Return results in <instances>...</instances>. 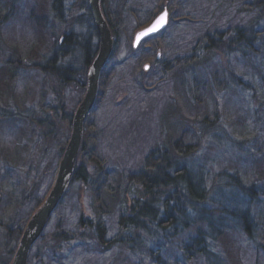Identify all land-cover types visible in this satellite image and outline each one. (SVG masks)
Segmentation results:
<instances>
[{
  "label": "rangeland",
  "instance_id": "rangeland-1",
  "mask_svg": "<svg viewBox=\"0 0 264 264\" xmlns=\"http://www.w3.org/2000/svg\"><path fill=\"white\" fill-rule=\"evenodd\" d=\"M106 2L111 15H113L112 9L120 11L118 15L121 17V21L118 24L115 53L106 69L103 70L104 77L98 82L97 102L95 100L91 117L89 115L93 133L89 134L90 130L86 133L88 139L95 137L96 150L107 169L108 178L105 182L107 186H105L102 196L103 207L107 211L101 213L99 218L103 221L106 237L110 240L119 228V209L123 204V193L126 191L123 189L126 183L121 179V176L123 175L124 178L126 171L139 168L148 149L165 139L164 135L166 132L168 133L167 125L176 122L177 117H170L166 122L162 121L163 113L172 105L173 101L175 102L173 98L174 83H178L177 80L180 77L188 82L194 80L193 74L184 75L181 73L178 78L169 71H163L158 63H154L156 52L159 51L161 55H157V57L164 58L172 64L175 59L191 56L193 47L197 45V40L203 34H213L216 31L226 32L233 26L245 25L251 19L257 20L258 24L255 30L260 32L259 39L264 41V12L253 9L250 0H107ZM170 2L180 5V9L178 6L177 12L172 13L176 19L170 20L168 12L169 23L166 28L148 39L150 42H143L133 49L131 41L134 32L150 22L149 16L158 10V7L163 4L161 8L164 9ZM38 4L41 10L38 9ZM172 8L174 10L173 5ZM41 12H47L43 18L46 22L47 33L39 57L49 58L52 56L55 49H52L51 46L54 40L58 39L57 35L62 30L76 32L77 41L85 42L89 39L95 41L96 44V36L95 40L94 37L89 38L92 33L91 26L82 18L87 12L85 0H18L16 11L3 27V35L7 44L15 45L13 49L16 50L15 53L18 51L20 56L23 54L25 57V52L36 37V18ZM158 12L159 10L156 11V14ZM88 17L86 16L85 20L89 19ZM52 26L53 28H51ZM258 53L263 54L264 48ZM81 59L79 48L69 54L66 59L75 69L72 73L73 80H78V82L86 81L88 70V67H84ZM234 60L228 51L216 55L213 59V65L218 71H227L228 75L225 79L229 80L228 89H223L221 92L214 91L211 96H209L210 93H207L208 98L202 95L200 99L206 100L208 109L207 122L215 124V128L210 126V131L201 135L200 138H194L201 146L204 145L195 157L200 164L203 163L204 160L201 159L207 153H209L207 157L217 153L213 158L215 160H210L208 164L204 161L203 164H207L205 170L208 175L215 177L211 182H217L220 185V190H224L221 188L231 183L230 175L232 174H240L245 183L252 179L253 172L249 162H241L239 168L237 165L231 166L237 159L236 154L238 153L233 146L246 147V144L238 143L241 138L251 139L254 137L257 129L255 109L257 102L264 96L262 91L264 86L261 84L256 70L258 65L261 72L264 73V57L262 55L255 57L254 63L249 66H244L241 61ZM145 63L150 65L143 68ZM66 64L63 63V65ZM139 71L143 75L139 74ZM193 71H200L199 66H196ZM228 71H232L234 74L231 75ZM240 80L250 82L255 86L254 92H257L254 96L256 99L250 97L248 92L242 96L233 91ZM57 82L55 77L52 78L51 75L36 69L20 70L14 79V95L10 102L14 103L16 107L19 106L21 110L27 111L30 107L28 105L32 103L38 105L44 94L50 100L49 103L54 104L55 102L51 101L52 96L49 94V90ZM85 93L84 85L67 83L63 86L61 100L65 104L67 112H72V114L75 112ZM177 101L186 107L182 95L178 96ZM0 104H4V99L0 100ZM185 110L187 111V109ZM180 111L177 114L185 113ZM236 120L240 121L236 123ZM60 125L62 126L57 131V139L65 144L72 126L66 122H61ZM199 127L201 130L202 126ZM20 129L25 132L26 136L30 135L31 128L26 122H22V126L15 119L0 122V244L4 243L1 226L5 225L2 223L11 221V227L16 228L22 225L25 216L34 213L38 208L36 200L44 201L53 185L59 163L56 162V152L46 162L44 159L41 162L34 159L26 162L25 159L34 155L37 149L47 147L43 146V140L42 145L39 144L40 141L35 138V135L36 137L40 136L35 131L34 141L26 139L24 144L28 143V147H20L19 152L16 146L18 145L17 141L21 139ZM188 130L192 132L191 128ZM209 144H213L211 149L207 148ZM22 150L27 152H22ZM51 152L52 149H50ZM17 153L20 156L23 154L24 157L23 161L16 163V167L3 163L6 158L14 161ZM230 157H232L231 161L225 160ZM26 163L29 164L26 165ZM234 168L237 171L233 172ZM34 183L37 188L32 199L35 200L31 199L32 201L30 200L22 208L21 205L16 206L17 212L13 213L9 208L11 197L19 196L25 186L30 187ZM213 187L215 189V186ZM10 192H12V196ZM242 198L243 201L246 200L243 196ZM92 203L90 189L88 187L80 189L75 183L54 211L45 229L42 242L33 246L29 259L30 255L41 252L44 261L49 264H146L148 259L142 256V251L130 256L119 243L112 244L107 250L101 251L98 246L89 243L86 237L81 241L79 239L66 241L62 248L57 250L60 253L51 259L53 252L48 248V241H50L49 236L53 232L51 229L55 223L59 222L63 230L76 233L80 216L97 218ZM13 216L14 218L11 220ZM227 227L232 231L234 240L238 241L236 227H231L228 224ZM233 249L239 253L240 264H264V252L245 238L241 239L240 237L239 245L233 242ZM172 262H175L173 264H204L201 259L198 261V259L187 260L186 258L178 260L175 258L170 261V263ZM219 264L226 263L221 260Z\"/></svg>",
  "mask_w": 264,
  "mask_h": 264
},
{
  "label": "trees",
  "instance_id": "trees-1",
  "mask_svg": "<svg viewBox=\"0 0 264 264\" xmlns=\"http://www.w3.org/2000/svg\"><path fill=\"white\" fill-rule=\"evenodd\" d=\"M106 1L101 0V7L114 40L110 56L112 58L116 50L118 24L121 17L118 15L120 12L118 9H112L113 15H111ZM85 2L87 13L82 18L91 26L90 31H92L94 40L96 36V44L95 41L89 39L85 42L77 41L76 32L62 30L59 35L54 33L58 36L51 46L52 49H55L54 53L49 58H45L39 56L46 39H44L47 33L46 22L43 18L47 12L39 13L36 18V37L25 52V57L23 54L20 56L19 52L15 53L16 50L13 49L15 45L7 44L3 35V27L16 11L18 0H0V100L4 99V104H0V122L15 119L21 126L22 122H26L31 128L29 136H26L25 132L20 129L21 139L17 141L18 145L16 146L19 152L20 147H28V143L24 144L26 139L34 141L35 131L40 136L36 137L35 135V138L40 141L39 144L42 145L43 140V146L47 147L40 148L41 151L37 149L34 155L25 159L26 162L33 161V159L38 162L44 159L46 162L56 152V162L58 163L63 154L66 143L62 142V144L58 141L57 131L62 126L61 122L71 125L73 119L72 112H67L65 104L61 100L63 86L67 83L86 86L87 82V75L84 82L73 80L72 73L75 69L66 60L67 56L79 48L84 67H89L99 46V35L87 4L88 0ZM250 4L256 11L264 12V0H250ZM162 6L157 9L160 11ZM178 6L180 9L179 3L172 4V2L167 6L170 20L176 19L172 13L177 12ZM38 9L41 10L39 4ZM156 11L149 16V19L156 14ZM86 16H89V19L85 20ZM74 17L76 19L77 15ZM39 20L42 22L40 23ZM257 24V20L251 19L245 25L233 26L226 32L205 33L197 40V45L193 47L191 56L175 59L172 64L164 58L154 59V63H158L163 71H169L178 78L181 73L184 75L193 74L194 80L188 82L180 77L177 80L179 82L174 83L173 98L175 102L173 101L172 105L163 113L162 121L166 122L170 117H177L176 122L167 125L168 133L166 132L164 135L165 139L148 149L139 168L126 171L124 178L123 175L121 176V179L126 183L123 186L126 191L123 193V204L119 209V228L110 240L107 239L106 228L99 218L101 213L107 211L103 207L102 196L105 186H107L105 182L108 175L104 162L96 150L95 137L87 138L88 130H90L89 134L93 133L90 119L92 114H89L90 117L88 116L84 124L81 147L65 195L75 183L80 189L88 187L92 194V208L97 218L80 216L76 233L63 230L61 224L56 222L51 229L53 232L49 236V247L45 244L53 252L51 259L60 253L57 250L62 248L66 241L73 239L81 241L84 237L89 243L98 246L101 251L107 250L115 243L122 245L123 250H126L130 256L142 251V256L148 259L146 264H173L175 262L170 263V261L175 258L177 260L179 258L198 259V261L201 259L204 264H219L221 260L226 264H240L239 253L233 249V242L239 245L240 237L251 241L264 252V96L257 102L255 109L257 129L254 137L251 139L241 138L238 143H244L247 145L246 147L233 146L238 153L236 154L237 159L231 166L237 165L239 168L241 162H249L253 172L249 182L245 183L240 174H232L230 175L231 183L221 188L224 190H220V185L217 182H211L215 177L208 175L205 170V165L210 160H215L213 158L217 153L211 157H207L209 156L207 153L201 159L207 164H203L204 161L200 164L195 157L204 145L201 146L198 140L194 139L195 137L200 138L201 135L210 131V126L215 128V124L207 122L208 109L206 100L200 99L202 95L208 98L207 93H210L209 96H211L214 91L221 92L223 89H228L229 80L225 79L228 73L215 68L213 65L215 56L228 51L232 54L234 61H241L244 66L253 64L255 57L261 55L264 57V53H258L264 48V41L259 39L260 32L255 30ZM148 42L150 41L148 40ZM63 63L67 64L63 65ZM196 66H199L200 71H193ZM29 69H36L56 78L57 84L49 90V94L52 96L51 101L55 102L54 104H50V100L44 94L38 105L36 103L29 104L30 107L27 111L21 110L19 106L16 107L14 103L10 102L14 95V79L20 70ZM256 70L257 76L264 86V73L261 72L258 65ZM139 74H141L140 71ZM229 74L233 75L234 73L230 71ZM103 77L104 72L101 75L102 79ZM239 82L233 91L242 96L248 92L250 97L256 99L254 96L257 92H254L255 86L244 80ZM262 91L264 92V89ZM179 95L184 97L186 107L177 101ZM180 110L187 115L185 113L177 114L178 111L181 112ZM200 125L202 126L201 130ZM189 128L192 129V132H189ZM212 145L209 144L207 148L211 149ZM50 149H52L51 153ZM22 152L27 151L22 150ZM15 156L17 157L14 161L6 158L3 163L16 167L17 162L23 161L24 155L20 156L17 153ZM231 158H225V160L231 161ZM28 164L26 163V165ZM232 171H237V169L234 168ZM36 188L35 183L30 187L25 186L19 196H12V192H10L12 199L9 208L11 211L16 213V206L21 205L22 208L28 203L35 195ZM237 192L238 194H236ZM242 196L246 199L245 201ZM41 200H36L37 206H40ZM31 214L25 216L22 225L16 228L11 227V221L2 223L5 226H1L4 243L0 244V248H3L0 250V264H10L22 230ZM13 218L14 216L11 220ZM234 222L235 225H233ZM227 224L236 227L238 241L234 240L233 233ZM44 234L45 230L33 246L42 242ZM27 264L49 263H46L42 253L38 252L30 255Z\"/></svg>",
  "mask_w": 264,
  "mask_h": 264
},
{
  "label": "water",
  "instance_id": "water-1",
  "mask_svg": "<svg viewBox=\"0 0 264 264\" xmlns=\"http://www.w3.org/2000/svg\"><path fill=\"white\" fill-rule=\"evenodd\" d=\"M89 6L99 34V48L88 71L86 93L73 115L72 132L59 161L53 185L42 204L27 221L10 264H27L31 247L42 235L48 221L66 192L74 170L76 157L81 147L85 120L95 106L99 77L112 53L113 37L101 12L100 0H90ZM167 24L168 11L164 9L147 26L134 34L133 46H138L143 39L158 33Z\"/></svg>",
  "mask_w": 264,
  "mask_h": 264
},
{
  "label": "flooded vegetation",
  "instance_id": "flooded-vegetation-1",
  "mask_svg": "<svg viewBox=\"0 0 264 264\" xmlns=\"http://www.w3.org/2000/svg\"><path fill=\"white\" fill-rule=\"evenodd\" d=\"M87 4H88V7H89V9H90L89 3H87ZM101 8H102V7H101ZM90 11H91V9H90ZM122 11H123V10H122ZM86 13H87V12H86ZM86 13H85V14H86ZM91 13H92V12H91ZM92 18H93V15H92ZM93 21H94V19H93ZM92 37H93V35H92V33H91V34L89 35V38H92ZM61 38H62V37H61ZM157 55H158V54L155 55V58L159 59L160 57H157ZM149 65H150V64L148 63V66H149ZM143 68H146V67H145V64L143 65Z\"/></svg>",
  "mask_w": 264,
  "mask_h": 264
},
{
  "label": "bare ground",
  "instance_id": "bare-ground-1",
  "mask_svg": "<svg viewBox=\"0 0 264 264\" xmlns=\"http://www.w3.org/2000/svg\"><path fill=\"white\" fill-rule=\"evenodd\" d=\"M112 37H113V36H112ZM157 54L160 55V52L157 51ZM160 56H161V55H160ZM84 124H85V123H84ZM84 129H85V127H83V132H84ZM71 132H72V128H71V130H70V134H69L68 140H69V138H70ZM68 140L66 141L65 148H66V146H67ZM65 148H64V150H65Z\"/></svg>",
  "mask_w": 264,
  "mask_h": 264
}]
</instances>
